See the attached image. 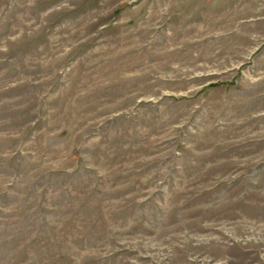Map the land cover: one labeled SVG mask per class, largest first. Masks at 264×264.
<instances>
[{"label":"rangeland","instance_id":"1","mask_svg":"<svg viewBox=\"0 0 264 264\" xmlns=\"http://www.w3.org/2000/svg\"><path fill=\"white\" fill-rule=\"evenodd\" d=\"M0 264H264V0H0Z\"/></svg>","mask_w":264,"mask_h":264}]
</instances>
